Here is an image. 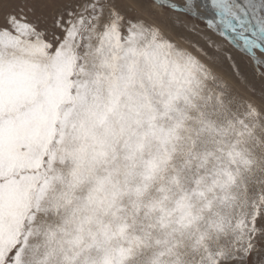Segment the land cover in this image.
Masks as SVG:
<instances>
[{"label": "snow or ice", "instance_id": "1", "mask_svg": "<svg viewBox=\"0 0 264 264\" xmlns=\"http://www.w3.org/2000/svg\"><path fill=\"white\" fill-rule=\"evenodd\" d=\"M232 50L264 78V0H0V264H264Z\"/></svg>", "mask_w": 264, "mask_h": 264}, {"label": "rangeland", "instance_id": "2", "mask_svg": "<svg viewBox=\"0 0 264 264\" xmlns=\"http://www.w3.org/2000/svg\"><path fill=\"white\" fill-rule=\"evenodd\" d=\"M201 27H203V25H201ZM209 35H211V33H209ZM212 38L219 40V38L215 36H213ZM192 39L198 40L199 38L193 36ZM199 42L203 44V41ZM232 52L236 63L240 66V73L244 82L240 83L239 81L235 80V78L233 77V70L226 61L222 64V72L226 77L231 78L230 83H233L242 95H252V93L249 92V88H252L255 90L254 98L256 102L264 103V78L256 75L251 62L247 61L245 57H241V55L234 50H232Z\"/></svg>", "mask_w": 264, "mask_h": 264}]
</instances>
